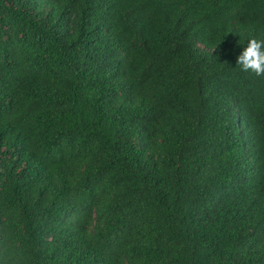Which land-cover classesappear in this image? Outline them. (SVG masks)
I'll use <instances>...</instances> for the list:
<instances>
[{
	"label": "trees",
	"instance_id": "16d2710c",
	"mask_svg": "<svg viewBox=\"0 0 264 264\" xmlns=\"http://www.w3.org/2000/svg\"><path fill=\"white\" fill-rule=\"evenodd\" d=\"M264 0H0V227L34 264H264Z\"/></svg>",
	"mask_w": 264,
	"mask_h": 264
},
{
	"label": "clouds",
	"instance_id": "9594fccd",
	"mask_svg": "<svg viewBox=\"0 0 264 264\" xmlns=\"http://www.w3.org/2000/svg\"><path fill=\"white\" fill-rule=\"evenodd\" d=\"M243 72L257 77L264 76V39L252 37L236 57V66ZM0 264H34V256L28 246L21 226L0 227Z\"/></svg>",
	"mask_w": 264,
	"mask_h": 264
}]
</instances>
